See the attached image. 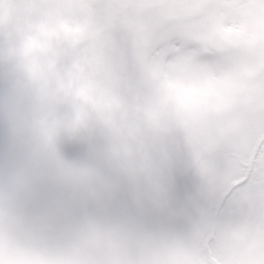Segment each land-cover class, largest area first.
<instances>
[{"label":"snow or ice","instance_id":"obj_1","mask_svg":"<svg viewBox=\"0 0 264 264\" xmlns=\"http://www.w3.org/2000/svg\"><path fill=\"white\" fill-rule=\"evenodd\" d=\"M0 134V264H264V0H0Z\"/></svg>","mask_w":264,"mask_h":264},{"label":"flooded vegetation","instance_id":"obj_2","mask_svg":"<svg viewBox=\"0 0 264 264\" xmlns=\"http://www.w3.org/2000/svg\"><path fill=\"white\" fill-rule=\"evenodd\" d=\"M0 136H2V134H0ZM2 145H3V139H0V148H2ZM75 153H76V149L73 147H70V154L75 155Z\"/></svg>","mask_w":264,"mask_h":264},{"label":"rangeland","instance_id":"obj_3","mask_svg":"<svg viewBox=\"0 0 264 264\" xmlns=\"http://www.w3.org/2000/svg\"><path fill=\"white\" fill-rule=\"evenodd\" d=\"M0 139H3V137L0 136ZM66 154H67L69 157L74 156L73 154H70V147H67V148H66Z\"/></svg>","mask_w":264,"mask_h":264}]
</instances>
